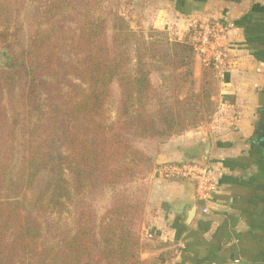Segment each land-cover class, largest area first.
Segmentation results:
<instances>
[{"label":"trees","instance_id":"trees-1","mask_svg":"<svg viewBox=\"0 0 264 264\" xmlns=\"http://www.w3.org/2000/svg\"><path fill=\"white\" fill-rule=\"evenodd\" d=\"M0 48V264H164L162 253L141 257L147 196L136 192L155 167L137 142L181 131L150 75L157 48L108 0H0ZM116 185L100 218L78 201L72 227L51 235L54 210Z\"/></svg>","mask_w":264,"mask_h":264},{"label":"crops","instance_id":"crops-1","mask_svg":"<svg viewBox=\"0 0 264 264\" xmlns=\"http://www.w3.org/2000/svg\"><path fill=\"white\" fill-rule=\"evenodd\" d=\"M157 16L190 22L213 18L224 33V57L218 71V104L212 120L160 144L155 166L201 161L202 141L210 148L206 164L218 192L202 213L186 223L194 194L186 179H163L154 173L149 222L155 241L174 247L168 264H264V148L257 123L264 109V0H164ZM202 20V21H203ZM155 168V167H154Z\"/></svg>","mask_w":264,"mask_h":264},{"label":"rangeland","instance_id":"rangeland-1","mask_svg":"<svg viewBox=\"0 0 264 264\" xmlns=\"http://www.w3.org/2000/svg\"><path fill=\"white\" fill-rule=\"evenodd\" d=\"M112 7L117 9L120 16H123L129 27L143 35L145 40L151 42L157 48V54L149 59L150 75L154 84L163 92V96L168 103L171 114L174 118L176 128L180 132L171 137L161 140H144L137 142L152 156L159 150L160 144L172 137L184 135L195 130L199 126L210 122L217 111L218 104V71L211 55V50L200 52V42L198 38L204 28L215 27L213 18L193 19L190 22L177 20L172 14L165 19L162 15L157 16V8L161 7L164 0H108ZM30 8H26L20 17L21 28L18 33V45L23 46L27 42V30L30 22ZM32 17V16H31ZM203 20V21H202ZM111 26L108 32L110 33ZM197 50L195 51L194 48ZM0 48V64L2 61ZM119 100V87L116 83L111 86L110 96L106 103L109 120L115 119ZM154 180V169L142 182L137 184V197L143 198V193L147 200L142 215L140 241L142 245L141 257L150 259L157 254L169 256L164 264L172 262L174 247L168 243H162L159 251L152 255L154 246L160 243L155 241L154 231L149 222V195ZM124 186H105L93 194H85L74 202V205H67V208L60 212L53 211L48 219L51 222L52 233H48L45 227L46 238L50 234L55 236L69 230L73 225V206L78 201H83L91 206L97 217L100 218L114 196L122 192ZM66 234V233H65ZM63 234V235H65ZM52 239V240H55Z\"/></svg>","mask_w":264,"mask_h":264},{"label":"built area","instance_id":"built-area-1","mask_svg":"<svg viewBox=\"0 0 264 264\" xmlns=\"http://www.w3.org/2000/svg\"><path fill=\"white\" fill-rule=\"evenodd\" d=\"M224 40V33L214 28H204L201 32L198 41L200 47L198 50L204 52L211 50V55L215 62V66L224 57L222 44ZM194 48V47H193ZM195 51L197 48H194ZM154 173L163 179H186L194 184L195 196L198 202H201L202 213H207V204L212 201L215 194L218 192V183L212 173L211 168L201 161L192 160L188 162L170 161L155 166Z\"/></svg>","mask_w":264,"mask_h":264},{"label":"water","instance_id":"water-1","mask_svg":"<svg viewBox=\"0 0 264 264\" xmlns=\"http://www.w3.org/2000/svg\"><path fill=\"white\" fill-rule=\"evenodd\" d=\"M263 113H264V110H263ZM263 118H264V116H263ZM260 127L264 129V123H262L260 125ZM209 148H210V141L206 137L202 141V146H201V150H200V153H199V155L201 157V160H202V163H204V164L207 161ZM193 187H194V184H193ZM196 211H197V206H196V196H195V191H194L193 198H192V201H191V205L187 209V213H186V223H188L192 219V217L194 216V214L196 213Z\"/></svg>","mask_w":264,"mask_h":264},{"label":"flooded vegetation","instance_id":"flooded-vegetation-1","mask_svg":"<svg viewBox=\"0 0 264 264\" xmlns=\"http://www.w3.org/2000/svg\"><path fill=\"white\" fill-rule=\"evenodd\" d=\"M263 122H264V120H263ZM257 129H258L257 132H258L259 135L262 134V133L264 134V130L260 131L259 126H257Z\"/></svg>","mask_w":264,"mask_h":264}]
</instances>
